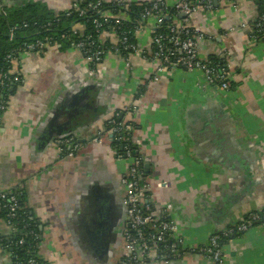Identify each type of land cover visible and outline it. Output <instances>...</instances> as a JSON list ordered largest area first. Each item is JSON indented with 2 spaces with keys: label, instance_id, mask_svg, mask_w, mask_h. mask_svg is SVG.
<instances>
[{
  "label": "crops",
  "instance_id": "0c3cea01",
  "mask_svg": "<svg viewBox=\"0 0 264 264\" xmlns=\"http://www.w3.org/2000/svg\"><path fill=\"white\" fill-rule=\"evenodd\" d=\"M259 1L220 0L214 13L201 12L192 22L221 34L256 20ZM78 2L5 0L14 8L41 4L55 15L69 13ZM148 23L135 35L144 51L152 46L154 23ZM103 40L118 43L115 33H105ZM222 47L229 49L236 76L227 92L206 91L199 72L158 74L157 64L138 53H111L93 68L80 50L55 45L14 66L25 83L3 115L0 193L26 192L27 208L42 224L39 254L47 264H121L126 258L122 178L131 160L119 158L109 137L93 140L109 119L130 107L136 108L135 136L149 166L154 213L162 218L172 209L184 247L204 245L213 233L264 207V45L245 30L225 42H199L205 57L218 58ZM128 115L127 110L122 120L129 121ZM71 137L82 148L64 156L56 142ZM12 236L0 220V237ZM224 252L225 264H264V228L225 242ZM14 262L12 251L0 253V264ZM174 264L208 263L188 254Z\"/></svg>",
  "mask_w": 264,
  "mask_h": 264
},
{
  "label": "built area",
  "instance_id": "2783aa9c",
  "mask_svg": "<svg viewBox=\"0 0 264 264\" xmlns=\"http://www.w3.org/2000/svg\"><path fill=\"white\" fill-rule=\"evenodd\" d=\"M169 1L171 4L168 3ZM227 1L232 2V0ZM128 4L125 1H117L115 6L119 7L120 11L115 9L110 11L103 7V0H98L97 3H90L88 8L92 12H98L103 19V22L95 21L97 28L105 27L116 30L120 29L124 22L129 21L126 15L121 13L128 11ZM148 6L149 8L141 14L142 23L136 27L134 34L136 35L141 29L149 27L148 22L153 21L152 46L149 51L140 50L135 42H131L127 33H116L118 43L112 48L104 47L102 49L100 46L95 48L93 43L87 45L84 42L74 44V46L83 52L93 68L97 67L111 53L122 57L138 53L157 64L158 74L177 70L199 72L205 78L208 87L227 92L236 77L230 60H227V56L230 55L228 47L221 48L219 57L214 58L218 59V62H214L213 58L201 55L199 42L206 39L210 41L221 39L225 42L235 31L245 30L251 34L253 41L261 42L264 45V16H260L257 23H241L221 34H211L195 26L192 20L201 12L214 13L215 0H152ZM84 14L85 12L80 13V15ZM180 15H184V18H180ZM166 19L170 22L167 26H165ZM48 26L52 28L51 24ZM161 30L166 32H159ZM14 31L15 29L10 33L11 38H14ZM55 45L51 39L46 38L25 44L22 50L9 54L6 59L10 63V72L1 77L0 87H4L8 80L23 85L24 79L21 74L14 71V66L32 55L47 54ZM223 57L224 60H222ZM158 80L159 76L155 78V81ZM131 108L133 107L127 109L128 117L131 118L129 121H120L122 113L117 114L108 121L105 132L100 133L93 140L99 143L104 137H109L112 143L116 142L122 146V152H119L114 146L119 158L131 160L129 169L122 178V184L126 188L124 206L127 212V230L124 233V240L128 254L121 264H148L151 260L155 261V264H174L182 261L188 254H198L208 264H225V242L250 231L255 226L264 228V207L250 213L242 222L230 226L222 232L213 233L206 244L192 249L184 247L181 238H178L177 235L178 225L172 215V209H168L162 218L154 213V196L152 186L147 180L142 144L140 139L135 136L136 108ZM7 110V103L0 96V129L3 115ZM127 110L123 111L127 112ZM57 144L59 151L69 157L76 155L82 148L81 144L73 137L59 140ZM0 200L5 202V205L0 202V208L7 211L4 221L16 236L18 225L15 218L22 207L20 199L13 193L1 192ZM28 229L29 225H26L24 230ZM29 234L36 236L33 231ZM24 244L25 240L22 237L18 240L0 237V252L12 250L14 253L16 248ZM14 258V264H42L35 257L22 260L14 253Z\"/></svg>",
  "mask_w": 264,
  "mask_h": 264
},
{
  "label": "trees",
  "instance_id": "16d2710c",
  "mask_svg": "<svg viewBox=\"0 0 264 264\" xmlns=\"http://www.w3.org/2000/svg\"><path fill=\"white\" fill-rule=\"evenodd\" d=\"M98 0H79L78 7L72 9L68 14L55 15L51 14L41 4H31L24 7H10L5 3V0L1 2L0 11V79L3 75L9 74L10 63L7 62V56L14 51L22 50L25 44H31L38 40H45L46 38L57 46H61L62 49H76L74 44L84 42L89 45L93 43L95 48L100 46L112 48L113 45L109 41L103 40L105 33H127L131 42H135V29L142 23V13L149 8V4H139L137 2L129 3V9L127 12H121L122 15H126L129 19L128 22H124L121 28L113 30L107 28H97L95 21L103 22L98 12H92L88 6L90 3H97ZM117 2V1H116ZM116 2L108 3L103 0V7L105 10L120 11L119 7L115 6ZM171 4V1L168 2ZM167 5V3H166ZM259 16L252 23H257L260 16H264V0H260L258 4ZM81 12H85L84 15H80ZM170 22L166 19L165 26ZM51 24L52 28L48 25ZM82 27V29L80 28ZM15 29L14 38H11L10 33ZM159 32H166L161 30ZM117 35V34H116ZM117 45V44H116ZM82 52V51H81ZM83 53V52H82ZM214 62H218V59H214ZM22 85L12 83L11 80L6 81L4 87H0V96L5 100L7 106L10 103V98L14 95V91ZM119 152H122L121 144L113 142ZM134 147V146H133ZM6 193V192H5ZM11 194L10 192H7ZM13 194L17 195L22 204L21 209L15 222L17 223L18 232L12 239L24 238L25 244L14 250V253L22 260H28L31 257L37 258L42 264H47L40 256V222L34 217L31 210L27 208V195L24 190H16ZM2 205L5 202L1 201ZM7 211L4 208H0V220L6 218ZM29 225L27 231L24 227ZM34 232L36 236H32L29 233Z\"/></svg>",
  "mask_w": 264,
  "mask_h": 264
},
{
  "label": "water",
  "instance_id": "95a60500",
  "mask_svg": "<svg viewBox=\"0 0 264 264\" xmlns=\"http://www.w3.org/2000/svg\"><path fill=\"white\" fill-rule=\"evenodd\" d=\"M215 3H216V5H217V3H218V1L217 0H215ZM180 18H184V15H180ZM217 42H221V39H218L217 40ZM253 42H255V41H253ZM201 86H203L204 88H206V91H210V92H215V91H219L217 88H210V87H208L207 85H201ZM124 118V111L122 110V114H121V117H120V121H122V119ZM111 140V139H110ZM111 142H112V140H111ZM148 165L146 164L145 165V168H146V171H147V169H148ZM147 175H148V172H147ZM10 193H14V191H12V192H10ZM154 201H155V199H154ZM261 209V208H260ZM40 224H41V222H40ZM103 228V227H102ZM41 229H42V224H41V226H40V241H41ZM102 230V229H101ZM125 233V232H124ZM103 234L105 235V241H107L108 240V235H109V233H108V230H106L105 229V231L103 232ZM124 235V234H123ZM93 238H96V235H95V233L94 234H92L91 235ZM124 237V236H123ZM124 239V238H123ZM124 249H125V257L127 256V254H128V252H127V250H126V248H125V240H124ZM12 251V250H11ZM1 253V252H0Z\"/></svg>",
  "mask_w": 264,
  "mask_h": 264
},
{
  "label": "flooded vegetation",
  "instance_id": "af4514ba",
  "mask_svg": "<svg viewBox=\"0 0 264 264\" xmlns=\"http://www.w3.org/2000/svg\"><path fill=\"white\" fill-rule=\"evenodd\" d=\"M25 83V82H24ZM110 120V119H109ZM108 120V121H109ZM108 123V122H107ZM3 125V124H2ZM66 139V138H65ZM59 140H57V142H58ZM57 142H56V145H57V147H58V144H57ZM79 142V141H78ZM58 150H59V148H58ZM60 152V151H59ZM61 153V152H60ZM62 154V153H61ZM62 155H64V154H62ZM64 156H66V155H64ZM125 201V200H124ZM125 207V206H124Z\"/></svg>",
  "mask_w": 264,
  "mask_h": 264
}]
</instances>
